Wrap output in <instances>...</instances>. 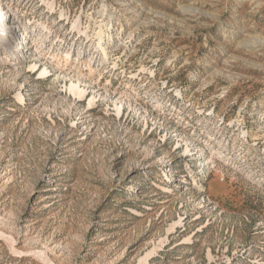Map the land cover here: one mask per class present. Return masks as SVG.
<instances>
[{
    "label": "rangeland",
    "instance_id": "rangeland-1",
    "mask_svg": "<svg viewBox=\"0 0 264 264\" xmlns=\"http://www.w3.org/2000/svg\"><path fill=\"white\" fill-rule=\"evenodd\" d=\"M2 21L0 264H264V0Z\"/></svg>",
    "mask_w": 264,
    "mask_h": 264
},
{
    "label": "bare ground",
    "instance_id": "bare-ground-1",
    "mask_svg": "<svg viewBox=\"0 0 264 264\" xmlns=\"http://www.w3.org/2000/svg\"><path fill=\"white\" fill-rule=\"evenodd\" d=\"M6 18H7V19H10V18H11V15L7 14ZM6 18H4V19H6ZM6 22H7V20H6ZM2 23H3V24L0 25V29H1V28H4V32H5L4 37H6V40L9 41V40L12 39V30H13V27H12V25L9 24V22H8L6 25L4 24L5 21H4V22L2 21ZM97 36H98V42H97V45H101L100 48L103 49V48H102V43L105 41L106 34H105L104 32H101V31H100V32L97 34ZM65 57H67V55H65Z\"/></svg>",
    "mask_w": 264,
    "mask_h": 264
}]
</instances>
